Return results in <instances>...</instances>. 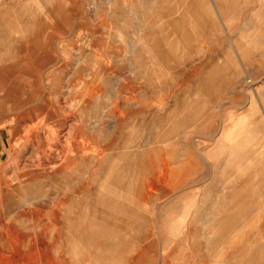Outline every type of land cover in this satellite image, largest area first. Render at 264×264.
Listing matches in <instances>:
<instances>
[{"label":"rangeland","instance_id":"rangeland-1","mask_svg":"<svg viewBox=\"0 0 264 264\" xmlns=\"http://www.w3.org/2000/svg\"><path fill=\"white\" fill-rule=\"evenodd\" d=\"M39 1L0 11V264H264V0Z\"/></svg>","mask_w":264,"mask_h":264},{"label":"crops","instance_id":"crops-1","mask_svg":"<svg viewBox=\"0 0 264 264\" xmlns=\"http://www.w3.org/2000/svg\"><path fill=\"white\" fill-rule=\"evenodd\" d=\"M37 1L39 0H0V11H3L4 8H8L6 12L9 11H14L15 13L17 12V8L20 7L21 5L23 6L24 4H32L33 7L36 5ZM52 2V0H40L39 3H44L45 6L48 7V5ZM10 7V8H9ZM16 9V10H15ZM22 14V12H21ZM25 17H18V19L14 20L16 22H22L24 21ZM8 20V19H6ZM3 21V20H2ZM10 21H13L10 19ZM1 22V21H0ZM18 27V25H16ZM3 37V36H2ZM4 38V37H3ZM8 52V51H7ZM132 74H133V69H132ZM132 79L134 80V76L132 75ZM257 128V127H256ZM255 126L254 123L250 125L249 131L251 132V135L255 133ZM227 136L223 134V139L225 142L232 147L233 153L235 152H240L239 147L237 148V144H239L240 139L238 135L232 134L231 141L229 139H226ZM250 138V137H249ZM239 146V145H238ZM238 149V150H237ZM234 155V154H232ZM236 164L233 166V173H232V178H236L235 180L232 181L231 184L234 185V192L229 193V195H223L222 199L229 201H232L230 205H228V201L226 203H223L219 206V208L213 210V220H212V227L215 231V234L217 236L221 235L223 232H226L229 230V228L234 229L237 226V229L239 225L244 224V219L246 215V210H245V205L248 204V201H252L257 195H253L252 197H246L245 198V193L243 191V181H238L237 180V171L236 168L237 166H241V161H239V157L234 155L233 156ZM231 175V173H229ZM264 194V190L261 191ZM247 200V202L245 201ZM255 214V210H253L252 215ZM239 237V247H245L246 244L240 243L241 237ZM245 255V254H244ZM245 259V258H244ZM246 260V259H245ZM243 260L241 263L246 262Z\"/></svg>","mask_w":264,"mask_h":264},{"label":"bare ground","instance_id":"bare-ground-1","mask_svg":"<svg viewBox=\"0 0 264 264\" xmlns=\"http://www.w3.org/2000/svg\"><path fill=\"white\" fill-rule=\"evenodd\" d=\"M8 42H9V41H8ZM6 43H7V42H6ZM7 44H8V43H7ZM131 74H132V72H131ZM132 75H133V74H132ZM130 78L132 79V76H130ZM132 83H133V87H132V89H133V92H134V91H135V82L132 81ZM132 99L134 100V97H132ZM82 106H83V105H82ZM81 114H82V113H81ZM81 116H82V115H81ZM123 118H124V117H123ZM134 120H135V118H134ZM82 121H83V120H82ZM131 124H132V123H131ZM58 126H59V125H58ZM132 127H133V126H132ZM131 131H132V130H131ZM135 131H136V130H135ZM62 135H63V134H62ZM134 135H135V134H134ZM131 136H132V135H131ZM137 136H138V135H137ZM132 138H133V137H132ZM132 138H131V139H132ZM137 138H138V137H137ZM129 139H130V138H129ZM136 140H137V139H136ZM134 142H135V141H134ZM134 142H133V143H134ZM134 147H135V145H134ZM89 149H90V148H89ZM136 149H137V148H136ZM133 157H134V156H133ZM64 160H66V159H64ZM66 161H67V160H66ZM57 162H58V160H56V161L54 162V164H58V163H59V162H58V163H57ZM51 164H52V163L50 162V165H51ZM60 164H61V162H60ZM129 167H130V166H129ZM121 169H122V168H121ZM128 171H129V170H128ZM122 173H123V171L121 172V175H123ZM123 176H124V175H123ZM127 176H128V175H127ZM121 177H122V176H121ZM125 179H126V178H125ZM131 179H132V178H131ZM139 179H140V178H139ZM116 180L120 181L121 179H116ZM122 180H123V179H122ZM122 180H121V181H122ZM124 181H125V180H124ZM124 181H123V182H124ZM123 182H122V183H123ZM134 182H135V181H134ZM113 183H114V182H113ZM117 183H118V182H117ZM139 183H140V182H139ZM106 184H107V183H105V185H106ZM118 184H119V183H118ZM120 184H121V183H120ZM129 184H130V183H129ZM127 185H128V184H127ZM131 185H132V184H131ZM147 185H148V184H147ZM103 186H104V185H103ZM106 186H107V185H106ZM136 186H137V185L135 184V187H136ZM143 186H145V184H144ZM90 187H91V186H90ZM115 187H117V186H115ZM119 187H120V185H119ZM119 187H117V188H119ZM127 187H128V186H127ZM120 188H121V187H120ZM123 188H124V187H123ZM139 188H140L141 190H143V189H142V186L139 187ZM121 190H122V189H121ZM126 190H127V189H126ZM123 191H124V190H123ZM147 191H148V190H147ZM128 193H129V192H128ZM145 194H146V193H145ZM137 195H139V194H137ZM141 195H142V194H141ZM141 195L138 196V197H141ZM77 196H78V195H77ZM145 196H146V195H145ZM104 197H105V196H104ZM141 198H142V197H141ZM106 199H107V197H106ZM121 201H122V200H121ZM112 202H113V201H112ZM118 202H120V201H118ZM118 202H117V203H118ZM122 202H123V201H122ZM122 202H121V203H122ZM121 203H120V206H121ZM99 204H100V203H99ZM122 205H123V204H122ZM118 206H119V205H118ZM125 206H126V205H125ZM123 208H124V207H123ZM120 209H121V208H120ZM77 217H78V216H77ZM80 220H81V218H80ZM84 221H86V220H84ZM93 221H94V220H93ZM93 221H92V222H93ZM96 222H97V221H96ZM85 223H86V222H85ZM94 223H95V222H94ZM93 225H94V224H93ZM95 225H96V224H95ZM105 225H106V224H105ZM96 226H99V225H96ZM105 227H106V226H105ZM92 228H93V227H92ZM92 228H91V229H92ZM94 228H95V229H93V230L95 231V230H96V227H94ZM103 228H104V227H103ZM110 228H111V227H110ZM97 229H101V228H97ZM101 230H102V229H101ZM107 230H108V229H107ZM110 230H111V229H110ZM76 231H77V230H76ZM87 231H88V230H87ZM87 231H86V232H87ZM97 231H98V230H97ZM105 231H106V230H105ZM84 232H85V231H84ZM86 232H85V233H86ZM99 232H100V231H99ZM112 232H113V230H112ZM96 234H97V232H96ZM100 234H101V233H100ZM105 234H107V233H105ZM79 235H80V234H79ZM81 235H82V233H81ZM86 235H87V234H86ZM94 235H95V234H94ZM77 236H78V235H77ZM80 237H81V236H80ZM10 239H11V238H10ZM75 248H76V246H75ZM73 249H74V248H73ZM74 250H76V249H74ZM16 252H17V251H16ZM74 253H75V251H74ZM27 254H28V253H27ZM82 255H83V254H82ZM98 257H100V256H98ZM98 257H97V258H98ZM99 259H100V258H99ZM97 260H98V259H97ZM98 261H99V260H98ZM76 262H77V261H76ZM78 262L80 263L79 260H78ZM81 262H82V261H81ZM79 263H78V264H79ZM18 264H19V263H18Z\"/></svg>","mask_w":264,"mask_h":264}]
</instances>
